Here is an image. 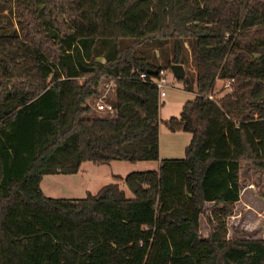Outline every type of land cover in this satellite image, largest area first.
<instances>
[{
  "label": "trees",
  "instance_id": "trees-1",
  "mask_svg": "<svg viewBox=\"0 0 264 264\" xmlns=\"http://www.w3.org/2000/svg\"><path fill=\"white\" fill-rule=\"evenodd\" d=\"M171 65L193 98L159 121ZM159 124L190 135L183 158L159 160ZM114 161L159 165L41 189ZM242 164L264 172V0H0V264H264V240L227 237Z\"/></svg>",
  "mask_w": 264,
  "mask_h": 264
},
{
  "label": "rangeland",
  "instance_id": "rangeland-1",
  "mask_svg": "<svg viewBox=\"0 0 264 264\" xmlns=\"http://www.w3.org/2000/svg\"><path fill=\"white\" fill-rule=\"evenodd\" d=\"M168 88L166 96L160 99L158 113L159 121L177 118L182 105L193 98V95L183 90L182 84L177 82L170 71L166 73ZM221 83H217V96L221 90ZM112 86L107 85L105 93H111ZM109 89V90H108ZM219 90V92H218ZM96 109V103L94 104ZM102 115L101 113H98ZM186 133H171L159 124V160L181 159L184 149L190 141ZM158 162H141L136 164L114 161L109 164L95 166L84 163L77 175L74 176H45L42 188L46 197L53 199H82L86 193L94 194L101 187L114 183V177L124 178L135 172H147L158 169ZM127 198H132L124 182H118ZM241 196L234 206L233 215L226 220L227 237L231 241L264 240V172H258L246 164L241 165ZM199 230L202 237L209 234V226L204 217L200 218Z\"/></svg>",
  "mask_w": 264,
  "mask_h": 264
},
{
  "label": "built area",
  "instance_id": "built-area-1",
  "mask_svg": "<svg viewBox=\"0 0 264 264\" xmlns=\"http://www.w3.org/2000/svg\"><path fill=\"white\" fill-rule=\"evenodd\" d=\"M166 73L167 71L161 70L158 72V74L155 77L150 79V83L154 85L157 90L159 100L166 96V89L168 88ZM139 77L142 80H145V74H140ZM224 88L226 89V92H228L230 89V82L226 83L224 85ZM208 98L212 99L213 97L210 95ZM97 108L100 111H103V110L111 111V107L106 106L104 104H98Z\"/></svg>",
  "mask_w": 264,
  "mask_h": 264
},
{
  "label": "water",
  "instance_id": "water-1",
  "mask_svg": "<svg viewBox=\"0 0 264 264\" xmlns=\"http://www.w3.org/2000/svg\"><path fill=\"white\" fill-rule=\"evenodd\" d=\"M169 71L173 77L179 80H182L185 76L184 69L181 65H171Z\"/></svg>",
  "mask_w": 264,
  "mask_h": 264
},
{
  "label": "crops",
  "instance_id": "crops-1",
  "mask_svg": "<svg viewBox=\"0 0 264 264\" xmlns=\"http://www.w3.org/2000/svg\"><path fill=\"white\" fill-rule=\"evenodd\" d=\"M141 163V162H140ZM42 182H43V180H42ZM42 182H41V189H42V191H43V193H44V190H43V188H42ZM45 195V194H44Z\"/></svg>",
  "mask_w": 264,
  "mask_h": 264
}]
</instances>
